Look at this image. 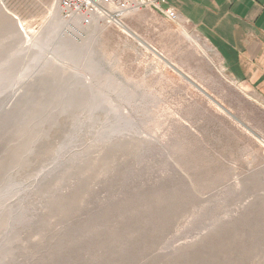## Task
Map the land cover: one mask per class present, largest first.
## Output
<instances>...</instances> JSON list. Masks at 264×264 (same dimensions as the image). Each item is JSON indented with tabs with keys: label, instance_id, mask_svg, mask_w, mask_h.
I'll list each match as a JSON object with an SVG mask.
<instances>
[{
	"label": "rangeland",
	"instance_id": "1",
	"mask_svg": "<svg viewBox=\"0 0 264 264\" xmlns=\"http://www.w3.org/2000/svg\"><path fill=\"white\" fill-rule=\"evenodd\" d=\"M59 16L0 0V264H264V101L186 24Z\"/></svg>",
	"mask_w": 264,
	"mask_h": 264
},
{
	"label": "crops",
	"instance_id": "2",
	"mask_svg": "<svg viewBox=\"0 0 264 264\" xmlns=\"http://www.w3.org/2000/svg\"><path fill=\"white\" fill-rule=\"evenodd\" d=\"M163 7L207 38L229 79L264 101V0H165Z\"/></svg>",
	"mask_w": 264,
	"mask_h": 264
},
{
	"label": "built area",
	"instance_id": "3",
	"mask_svg": "<svg viewBox=\"0 0 264 264\" xmlns=\"http://www.w3.org/2000/svg\"><path fill=\"white\" fill-rule=\"evenodd\" d=\"M55 3L65 21L80 17L85 24L95 21L119 28L129 14L149 9L180 25L177 13L163 7L165 0H55Z\"/></svg>",
	"mask_w": 264,
	"mask_h": 264
},
{
	"label": "bare ground",
	"instance_id": "4",
	"mask_svg": "<svg viewBox=\"0 0 264 264\" xmlns=\"http://www.w3.org/2000/svg\"><path fill=\"white\" fill-rule=\"evenodd\" d=\"M78 18H79V17H76V18H74V19L77 20ZM63 21H64V20H63L60 16L57 17L56 20H55V22H54L53 25H52L53 30H57L58 28H63V26H62V25H63ZM66 23L69 24V22H67V21L65 22V24H66ZM20 25H22V24H20ZM123 26H124V25H123ZM123 26H121V27H123ZM125 29H126V31H129L128 28L125 27Z\"/></svg>",
	"mask_w": 264,
	"mask_h": 264
}]
</instances>
